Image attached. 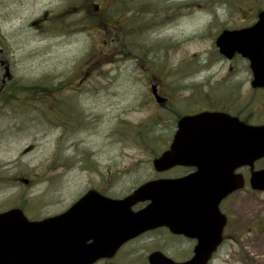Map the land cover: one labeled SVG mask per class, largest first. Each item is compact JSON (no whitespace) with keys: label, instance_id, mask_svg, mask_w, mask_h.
I'll return each instance as SVG.
<instances>
[{"label":"rangeland","instance_id":"obj_1","mask_svg":"<svg viewBox=\"0 0 264 264\" xmlns=\"http://www.w3.org/2000/svg\"><path fill=\"white\" fill-rule=\"evenodd\" d=\"M87 1L88 10L101 15L111 13L114 2L121 5ZM229 1L126 0L124 18L105 20L107 29L99 24L65 31L41 23L39 29L36 22L43 16L80 19L82 13L73 12L82 0H0V212L23 206L38 217L59 214L114 172L118 193L154 179L151 162L166 138L150 87H178L183 97L189 90L182 88L195 80H248L247 60L225 59L214 42L223 29L252 25L264 0ZM145 4L155 8L153 16L129 12ZM132 16L151 23L110 44L113 31ZM15 82L44 86L38 88L44 95L33 96L39 102L17 96ZM255 97L257 120L264 123V92ZM258 165L263 168L264 159ZM236 198L259 208L261 230L214 264H264V192Z\"/></svg>","mask_w":264,"mask_h":264},{"label":"water","instance_id":"obj_2","mask_svg":"<svg viewBox=\"0 0 264 264\" xmlns=\"http://www.w3.org/2000/svg\"><path fill=\"white\" fill-rule=\"evenodd\" d=\"M215 46L228 60L236 54L246 59L252 72L251 87L264 88V10L249 27L223 30ZM6 75L9 77L7 69ZM153 94L160 103L155 91ZM202 122L207 123L208 131L191 139V125L198 123L202 127ZM194 151L208 152L213 162H222L210 171L208 181H200L204 188L197 187L194 176L189 175L148 181L119 200L88 191L66 211L41 221H28L18 208L0 213V264H19L15 260L19 254L22 264H92L111 255L126 240L161 225V200H181L184 207L189 206L185 202L194 199H210L213 200L210 207L216 208L220 200L244 186L243 178L233 172L241 167L252 170L254 163L264 158V124L247 125L214 113L185 117L179 122L169 149L153 160L152 167L161 173L176 165L188 166ZM249 185L255 191H264V168L251 172ZM161 193L171 195L161 196ZM144 201H150L146 209L131 212L132 206ZM110 222L115 225L114 237L110 252L106 253L98 243L99 230L106 233L105 226ZM220 231L216 236H197L194 256L183 264H207L221 241ZM90 239L93 242L85 245ZM67 249L70 251L66 252ZM150 263L155 264L154 256L150 257Z\"/></svg>","mask_w":264,"mask_h":264},{"label":"flooded vegetation","instance_id":"obj_3","mask_svg":"<svg viewBox=\"0 0 264 264\" xmlns=\"http://www.w3.org/2000/svg\"><path fill=\"white\" fill-rule=\"evenodd\" d=\"M238 73L240 72H229V74ZM244 74L248 75V80L232 81V76H223L220 80L213 82L208 79L200 82L195 80L191 83L190 88H182L189 90L183 97L179 92L181 88H171L163 84L161 88L158 85L151 86L149 98L161 108V131H164L166 138L162 145L161 155L169 149L174 135L178 131L179 122L185 117L214 113L236 118L247 125H260L261 121L257 120L260 115L257 106L260 102L255 96L257 93L264 92V88L253 89L250 86L248 92L242 91L244 85L246 83L250 85L252 80L251 71ZM153 91L161 100L160 103L155 101ZM248 94L251 97L246 100ZM202 124H204L202 127H199L198 123L191 125L189 129L191 139L195 140L200 133L208 131L207 123L202 122ZM191 155L190 165H176L161 171V173H156L154 179L174 180L191 175L197 181L196 186L204 188L200 181H208L210 171H213L214 167L218 168L222 162L220 160L213 162L209 153L205 151H194L191 152ZM259 163L260 161H257L254 164L253 170L260 169ZM251 172L252 170L248 167H241L233 172L234 175H240L243 178L244 186L220 200L216 208L210 207L213 204V200L210 199H194L185 202L184 205L189 206L184 207H182L181 200L169 202L161 200V225L147 229L126 240L111 255L101 257L92 264H151L150 257L152 256H154L155 264L187 263L194 256L198 244L197 236H216L219 230H221V241L207 264H214L220 256L228 255L238 244L244 248L241 241L248 236L254 238L261 230L259 208H256L255 205L250 206L245 199L236 198L237 195L247 191L257 192L252 190L249 185ZM114 174L116 172L112 173L108 182H100L91 186L84 194L88 191H95L107 199L118 200L128 196L143 184L128 189V192L118 193L116 183L113 182ZM166 195L171 194L161 193V196ZM149 205L150 201L139 202L131 207V212L138 213ZM12 208L20 209L28 221H41L53 216L30 215L23 206ZM105 227L108 229L106 233L99 230L98 243L101 250L108 253L112 247L115 225L110 222ZM92 242L93 240L90 239L85 242V245H90ZM65 251L69 252L70 250ZM21 259L19 254L15 259L16 263L18 261L19 264H22ZM69 260L68 256L67 261Z\"/></svg>","mask_w":264,"mask_h":264},{"label":"trees","instance_id":"obj_4","mask_svg":"<svg viewBox=\"0 0 264 264\" xmlns=\"http://www.w3.org/2000/svg\"><path fill=\"white\" fill-rule=\"evenodd\" d=\"M126 0H120L121 5H118L117 1L114 2L113 5L108 6L111 7L110 10H113L111 13H105L103 15H101L100 13H98V11H91L88 10L87 6V0H82V3L80 4V9L77 10V12H73V15L75 14H81L82 13V18H77L73 19V20H69V21H65V19H60L58 21H53L51 18H47L45 16H43L42 18H39V20H37V26L40 29V23L43 25V27H45L47 29V27L49 26L51 27H57L58 30L59 29H65V31H67V29L69 30L72 27H80L81 29L83 28H93L99 24H101L105 29L108 28V26L105 23V20L109 19H115V18H124V14L126 11L129 10V7H126L124 5ZM222 2L228 3L229 5L231 4V2L229 0H220ZM93 7H95V5H92ZM141 7L140 11L136 8H134V13L133 11H129L132 14L131 15H136V16H140L142 14H151L152 16L156 13L155 8H150L149 5H143V6H138ZM109 10V11H110ZM72 14V13H71ZM117 16V17H116ZM45 23V25L43 24ZM141 23L144 24H150L151 21L150 20H144L141 22V20L136 19L135 17H128V19L124 20L121 22V30L119 31H113L114 33H116L110 40V44H116L118 45L120 42H122V40L124 41L125 37H127V35H129V31L130 30H134L137 29L136 26L138 24L141 25ZM107 26V28H106ZM119 29V28H118ZM117 30V29H116ZM132 33V32H130ZM126 34V35H125ZM125 42V41H124ZM126 52H121V55H123L124 57H127V55H125ZM125 59V58H124ZM14 86V90H12L13 94H17L18 95H23L24 97H30L28 100L31 102H39L40 100H37L33 98L34 95L40 96V95H44V92L42 91L43 89H38V88H44V86H40L39 84H31V85H21L18 82L13 83ZM48 92L47 94L51 93L49 91H45ZM46 94V93H45Z\"/></svg>","mask_w":264,"mask_h":264}]
</instances>
